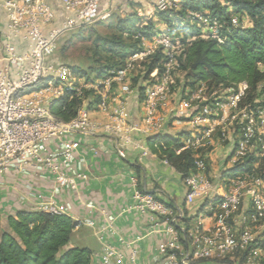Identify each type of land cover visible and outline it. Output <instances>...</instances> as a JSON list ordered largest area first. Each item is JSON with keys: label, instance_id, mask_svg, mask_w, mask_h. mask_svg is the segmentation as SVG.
Here are the masks:
<instances>
[{"label": "built area", "instance_id": "2783aa9c", "mask_svg": "<svg viewBox=\"0 0 264 264\" xmlns=\"http://www.w3.org/2000/svg\"><path fill=\"white\" fill-rule=\"evenodd\" d=\"M60 1L61 15L48 0H0L8 17L7 29L0 39V61H4L0 65V177L12 171L35 173L41 178L53 174L55 195L67 187H75L80 178L86 177L85 158L76 152L78 142L64 140L65 136L103 133L116 137L121 143H129L134 132H161L164 111L168 110L173 96V71L178 67L177 57L182 51L176 29L164 23L151 39L142 38L140 50L122 67L80 84L71 67L53 60L59 40L69 31L95 23L102 11L114 8L115 0ZM153 4L154 13L181 8L180 0H153ZM137 11L145 16L142 9ZM190 14L198 22L203 38L223 41L220 21L212 19L206 11ZM238 23V17H233L232 24ZM15 38L25 40L28 50L20 53L13 42ZM158 51L162 53V70L155 69L147 79H142L144 112L141 122L136 123L131 120L128 109V100L134 94L132 80L136 62L147 63ZM44 79L48 82L41 89L22 93ZM258 89L263 91L262 95L253 101L246 100L247 81L227 88L220 86L213 92L205 83L197 85L195 90L186 89L189 97L181 102L178 113L189 117L191 132L182 137V147L177 153L190 150L194 154V169L184 178L187 203L215 192L214 183L207 176L208 163L201 151L209 146L217 132L223 139L231 135L235 138V162L251 154L264 156V83H260ZM69 90L77 96H83L86 90L93 91L99 100L88 108V99L84 98L77 116L62 122L52 114L49 106ZM95 112L102 113L105 119L94 118ZM227 122L234 125L230 136L224 127ZM51 142H54L53 147H50ZM132 182L136 186L132 208L151 214L155 225H166L165 233L169 237L159 245L163 264H191L192 260L225 258L239 251L256 255L259 249L256 245H264V236L257 235L255 230L264 223V179L255 173L231 178L227 191L212 197L213 200L219 198L216 207H211L213 226L208 229L195 227L189 242L178 229L181 213L154 194L140 190L136 178L132 177ZM245 195L251 197L252 208L238 227L233 217ZM32 200L39 210L67 214V210L55 201H45L33 191L21 198L23 203ZM104 215L106 223L98 231L101 240L105 231L115 230V216L106 211ZM78 222L95 226V221L89 218ZM123 242L131 251L129 264H139L137 251L131 243ZM103 259L105 264H127L125 255L111 244L105 245Z\"/></svg>", "mask_w": 264, "mask_h": 264}, {"label": "crops", "instance_id": "0c3cea01", "mask_svg": "<svg viewBox=\"0 0 264 264\" xmlns=\"http://www.w3.org/2000/svg\"><path fill=\"white\" fill-rule=\"evenodd\" d=\"M48 1L60 12V15L63 14L60 0ZM124 1L129 0H115L114 6ZM134 1L140 6L138 8L142 9L144 0ZM7 25L8 17L0 3V39ZM13 42L20 53L28 50L25 40L15 38ZM3 64L4 61H0V65ZM128 109L131 120L140 123L144 112L140 98L135 101L134 94L130 96ZM168 111L169 109L164 111L163 129L156 134L178 133V131L171 132ZM92 116L98 120L105 119V116L98 112L93 113ZM175 120L174 122H178L177 119ZM185 123H188L187 120ZM190 129L191 127L183 129L179 134L189 135ZM156 134L134 132L132 142L129 143H121L116 137L103 133L65 136L64 140L78 142L76 152L78 156L85 158L86 177L80 178L75 187H67L59 195H55L53 174H49L47 178H41L35 173L19 171L4 174L0 177V214L5 219L18 208H36L34 200L24 203L21 201L23 195L33 191L41 195L43 200L55 201L65 208L67 214L74 220L82 221L89 218L95 221L94 227L80 223L75 228L70 241L71 246L88 247L92 251L91 264H105L104 247L109 244L122 252L125 255V263L129 264L131 251L123 240L131 243V247L137 251L139 264H163V254L159 251V245L169 237L165 233L166 225L163 223L155 225L151 214L132 208L136 189L132 177L136 178L140 190L154 194L181 213L178 217V229L188 241L195 227L202 226L208 229L213 226L212 197L223 195L231 179L223 177V171L219 172V167L226 170L234 165L235 138L229 133V136L231 135L229 140L233 143L232 148H229L231 143L222 145L219 135L215 134L209 144L214 148L208 146L201 151L208 163L207 176L214 183L215 192L204 198H198L193 203H187V187L182 173L164 160L160 145H149L148 138ZM53 144L54 142H51L50 147H53ZM226 155L230 157L228 160L224 158ZM250 198L249 195H245L242 204L234 213V222L238 227L242 226L243 217L251 211ZM104 211L115 216V230L105 231L101 240L98 231L106 223ZM255 230L257 235L264 236V223L256 226ZM185 239L184 243L188 246L189 241ZM256 246L259 247L256 255L249 251H239L225 258L192 260L191 264H264V250H262L264 245Z\"/></svg>", "mask_w": 264, "mask_h": 264}, {"label": "trees", "instance_id": "16d2710c", "mask_svg": "<svg viewBox=\"0 0 264 264\" xmlns=\"http://www.w3.org/2000/svg\"><path fill=\"white\" fill-rule=\"evenodd\" d=\"M180 1L179 10L156 12L150 17L141 16L135 10L120 17L115 23L114 34L97 39L101 40L102 49L108 55L107 62L96 68L90 66V70L78 64L70 67L88 82L103 77L113 68L122 67L140 50L142 38L151 39L156 33L154 17H157L162 24L176 29L182 48L176 70L185 73L184 91L195 90L197 85L205 83L213 92L220 86L227 88L247 81L249 100L253 101L255 98L251 93L264 83V0ZM205 11L223 24L220 30L223 41L201 36V28L190 13ZM235 16L239 20L236 26L232 24ZM161 61L162 53L158 51L145 63L142 79H147L155 69L160 72ZM47 82L48 79L41 80L22 93L39 90ZM143 92V86H140V100ZM84 98L88 99V108L99 100L93 91L86 90L83 96H77L69 90L53 100L49 107L58 120L69 122L77 116ZM183 134L160 133L149 137L148 142L151 146L160 145L161 156L185 178L194 169V154L190 150L177 153L182 147ZM242 173H255L264 179V156L251 154L235 162L224 170L223 177L234 178ZM218 200H213V208ZM78 225L79 222L69 214H53L30 207L18 208L5 219L0 214V264H91L92 251L88 247L70 245Z\"/></svg>", "mask_w": 264, "mask_h": 264}, {"label": "rangeland", "instance_id": "374dc122", "mask_svg": "<svg viewBox=\"0 0 264 264\" xmlns=\"http://www.w3.org/2000/svg\"><path fill=\"white\" fill-rule=\"evenodd\" d=\"M149 4V5H147ZM142 12L145 16H154V4L153 0H144L142 3ZM140 6H137L136 1L129 0L128 2H120L114 6L113 9L109 11H105L101 13L100 18L93 23L92 25L83 26L81 28L69 31L65 33L59 43L57 50L53 56V60L57 63H62L70 67V65H82L85 70H90L89 67L96 68L101 66L104 62H107L108 55L102 49L101 40H97L98 38L108 37L115 33V23L118 21L120 17L126 16L128 13L138 10ZM154 21L157 24V28L163 25L158 19L154 17ZM145 62L139 60L136 62V66L134 69V78L132 80L133 88H134V100L137 101L140 98L138 94L139 87L143 84L141 79L145 76ZM78 77V81L80 84L85 82V78ZM173 79L175 80V84L171 86L173 96L171 97V104L168 114V124L171 128V132H181L183 129H187L191 127L188 123H185L186 120L189 119L188 116L184 114L178 113V107L182 101L186 100L189 96L187 92L183 90V84L185 83V73L180 70L173 71ZM262 90L257 89L256 92L251 93L254 98L262 95ZM250 95V94H249ZM249 95L247 96V101L249 100ZM142 96V95H141ZM190 108L187 109V115L189 114ZM177 119L178 122H174ZM181 121V122H180ZM226 134H229L233 131L234 125L229 124L227 122L225 124ZM222 128V127H220ZM218 135H221L220 132H217ZM221 144L226 145L230 144V138H222L221 136ZM233 142V141H232ZM231 143L229 148H232ZM211 148H214L213 145H209ZM224 158L228 160L230 157L226 155ZM224 170L222 167H219V172Z\"/></svg>", "mask_w": 264, "mask_h": 264}]
</instances>
